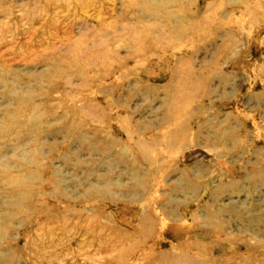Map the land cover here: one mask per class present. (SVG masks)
<instances>
[{"label": "rangeland", "instance_id": "1", "mask_svg": "<svg viewBox=\"0 0 264 264\" xmlns=\"http://www.w3.org/2000/svg\"><path fill=\"white\" fill-rule=\"evenodd\" d=\"M163 251L264 259V0H0V264Z\"/></svg>", "mask_w": 264, "mask_h": 264}, {"label": "bare ground", "instance_id": "2", "mask_svg": "<svg viewBox=\"0 0 264 264\" xmlns=\"http://www.w3.org/2000/svg\"><path fill=\"white\" fill-rule=\"evenodd\" d=\"M115 237H116V239H118V241L123 238L122 236H117L116 234H115ZM133 241H131L128 249L125 248L126 250L129 251V249L133 247ZM122 246H124V245H122ZM122 249H123V247H122ZM254 250H252V251L254 252ZM181 253L182 254L180 256H175L174 254L163 251V252L156 254L154 256L152 262L148 263V264H223V262H219L217 259H214L213 257H211L210 255H207V254H201V255L193 256L191 253H187V252H184V253L181 252ZM124 254H125L124 251H118L113 256V259L122 260L126 256ZM93 256H95V255H93ZM93 256L91 258H93ZM251 256H252L251 258H249V259L245 258V260H243L239 264H264V259H261V258L259 259L258 253H254ZM242 259H244V258H242Z\"/></svg>", "mask_w": 264, "mask_h": 264}]
</instances>
